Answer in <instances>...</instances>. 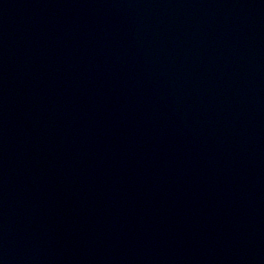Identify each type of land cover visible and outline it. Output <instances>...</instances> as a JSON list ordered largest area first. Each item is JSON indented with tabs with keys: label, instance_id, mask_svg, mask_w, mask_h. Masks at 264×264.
<instances>
[{
	"label": "water",
	"instance_id": "95a60500",
	"mask_svg": "<svg viewBox=\"0 0 264 264\" xmlns=\"http://www.w3.org/2000/svg\"><path fill=\"white\" fill-rule=\"evenodd\" d=\"M0 264H264V0H0Z\"/></svg>",
	"mask_w": 264,
	"mask_h": 264
}]
</instances>
